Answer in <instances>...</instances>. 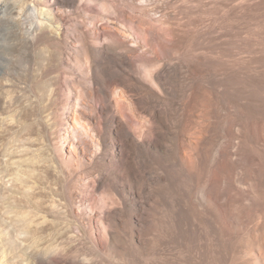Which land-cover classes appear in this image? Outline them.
Listing matches in <instances>:
<instances>
[{
  "label": "rangeland",
  "instance_id": "1",
  "mask_svg": "<svg viewBox=\"0 0 264 264\" xmlns=\"http://www.w3.org/2000/svg\"><path fill=\"white\" fill-rule=\"evenodd\" d=\"M263 49L264 0H0V264H264Z\"/></svg>",
  "mask_w": 264,
  "mask_h": 264
},
{
  "label": "bare ground",
  "instance_id": "2",
  "mask_svg": "<svg viewBox=\"0 0 264 264\" xmlns=\"http://www.w3.org/2000/svg\"><path fill=\"white\" fill-rule=\"evenodd\" d=\"M262 6H263V4H262ZM253 14V13H252ZM260 15V14H259ZM249 16H251V15H249ZM261 16V15H260ZM254 17V16H253ZM261 21H262V19H260ZM252 28V27H251ZM264 50V49H263ZM122 95V94H121ZM123 97V96H122ZM118 101V100H117ZM123 103V102H122Z\"/></svg>",
  "mask_w": 264,
  "mask_h": 264
}]
</instances>
